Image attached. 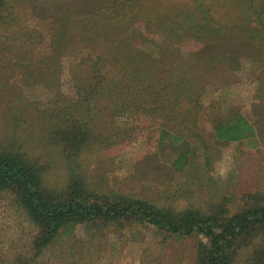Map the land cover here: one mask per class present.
Wrapping results in <instances>:
<instances>
[{"label":"rangeland","instance_id":"obj_1","mask_svg":"<svg viewBox=\"0 0 264 264\" xmlns=\"http://www.w3.org/2000/svg\"><path fill=\"white\" fill-rule=\"evenodd\" d=\"M120 2L4 0L0 142L14 135V120L22 118L17 132L26 151L50 164V187H63L69 178L65 161L60 148L46 140L37 114L52 98L40 75L61 65L62 91L74 96L71 75L90 72L84 66L90 52L126 47L124 53L133 51L134 61L153 57L150 64L138 66L141 74L149 68L144 73L149 78L141 75L135 92L144 94L146 106L155 110L160 106L153 97L168 93L163 123L181 140L168 135L159 144L156 124L112 138L118 129L126 130L128 111L139 114L144 105H124L116 120L104 117L97 123L95 117V133L105 139H98L84 160L90 200L144 204L179 224L190 214L232 219L264 206V0H134V7L118 9ZM121 14L128 18L123 21ZM127 29L138 35L126 42ZM58 32L68 34L63 57L52 55ZM114 63L108 61L106 78L116 75L120 93L129 95V66ZM240 119L253 126L254 136L217 140L219 126ZM181 156L184 166L176 170ZM14 197L12 192L0 194V264H197L205 242L198 234H170L134 217L72 220L68 234L41 249L40 228Z\"/></svg>","mask_w":264,"mask_h":264},{"label":"trees","instance_id":"obj_2","mask_svg":"<svg viewBox=\"0 0 264 264\" xmlns=\"http://www.w3.org/2000/svg\"><path fill=\"white\" fill-rule=\"evenodd\" d=\"M1 1L0 15L4 5V0ZM134 6V0H122L118 9H129ZM121 16L123 21L128 18L127 14H121ZM135 33L138 35L135 30L127 29L124 40L127 42ZM67 37V33L59 34L58 32V37L52 43V55L63 57ZM125 48L103 54L97 51L90 52L85 60L87 64H84L90 72L86 76L71 75L74 96L66 95L62 91L64 80L61 65H57L52 72L41 73L42 82L48 85L52 98L47 107L37 108V114L45 124L46 140L60 148L68 170V181L59 189L47 184L46 178L51 166L41 157H33L26 151L17 132L22 118H17L14 120L16 124L14 135L0 142V194L12 192L22 210L40 228L38 243L40 242L41 249L57 237L68 234L72 229V220L76 223L98 219L116 222L138 217L144 218L155 228L170 234L203 236L205 242L199 246L197 264H264V206L246 210L232 219H221L217 216L204 219L198 214H190L179 224L167 215L162 217L152 207L144 204L117 205L90 200L86 192L84 160L94 151L92 148L97 140L105 139L101 132L95 133L92 125L95 117L98 118L97 123L102 122L104 117L116 120L122 116V114L119 116V113L124 105H144L145 108L139 114L128 111L126 130L121 133L119 132L121 129H118L115 135L112 133V138L119 139L122 134L132 136L141 129L142 125L146 128L148 124L160 126L156 128L159 144L168 141V135L173 136L168 133V128L163 123V120L168 119L166 109L168 93L156 94V98L153 97L160 106L155 110L146 106L147 100L144 94L135 92V89L139 87V77L142 75L145 79L149 78V75H144L149 73V68L141 74L138 66L141 68L150 64L153 57L142 56L144 62L134 61L137 58L134 52L124 53ZM143 54L147 55L144 52ZM108 61L115 62V66L121 64L129 66V70H126L127 80L131 82L128 88L132 89L129 95L124 96L120 93L122 82L120 84L116 75L110 78L111 81L107 80ZM20 76L23 80L26 75ZM186 79L188 84L193 80L191 76ZM19 96L16 95V101ZM25 107L30 109L32 104ZM215 133L217 140L222 142L241 141L246 139L249 133L255 135L253 126L244 119L230 125L219 126ZM173 137L175 141L181 140L179 136ZM183 166L184 156H181L175 161L174 168L179 170ZM38 249L40 248L37 247ZM10 262L15 264L16 261Z\"/></svg>","mask_w":264,"mask_h":264}]
</instances>
